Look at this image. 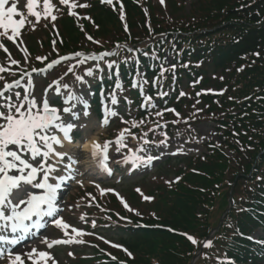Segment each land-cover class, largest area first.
Instances as JSON below:
<instances>
[{"label": "trees", "instance_id": "obj_1", "mask_svg": "<svg viewBox=\"0 0 264 264\" xmlns=\"http://www.w3.org/2000/svg\"><path fill=\"white\" fill-rule=\"evenodd\" d=\"M124 3L129 15L131 2ZM193 3L191 22L187 25L167 22L165 27L187 32L188 37L180 46L195 51L196 57L203 53V58H211L218 69L231 71L226 82L229 83L227 95L219 99V104L224 106L222 110L227 108L222 113L225 118L229 119L234 109V121L229 122L231 126L225 134L232 137L233 130L238 135L243 148L239 152L245 156L238 152L239 159L231 166L215 150L207 160L195 164L201 175L180 172L181 183L162 197L163 208L158 218L161 224L179 233L187 232L196 239L205 237L218 226L210 223L214 200H217H213L211 191L217 183H225L231 174L237 182L236 204L227 213L214 242H219L226 256L241 259L253 250L244 236L251 230L264 228V199L261 198L264 197V153L260 155L264 149V0H193ZM92 8L93 18L101 30L99 34L113 35L112 43L122 42L124 38L115 15L98 5ZM62 26H69L65 30L67 36L74 34L69 30L73 27L70 18L63 17ZM211 29L215 30L209 32ZM244 97L249 98L240 101ZM211 111L216 110L211 107ZM218 120L222 121V115ZM227 170L231 173L227 174ZM226 204L222 200V206ZM128 247L134 253L133 264H189L193 257V249L186 239L163 230L142 231Z\"/></svg>", "mask_w": 264, "mask_h": 264}, {"label": "snow or ice", "instance_id": "obj_2", "mask_svg": "<svg viewBox=\"0 0 264 264\" xmlns=\"http://www.w3.org/2000/svg\"><path fill=\"white\" fill-rule=\"evenodd\" d=\"M161 2L163 3V0ZM19 3L20 0H0V40H7L16 44L17 39L26 27L38 24L41 20L49 21L50 19L51 22H54L57 19V16L53 13L59 11V8L53 3V0H25L24 11L19 10ZM100 3L112 5L113 0H100ZM58 4L66 6L69 9L68 14L71 16H76L74 9L90 7L89 4L79 3L78 0H58ZM83 19L89 18L83 17ZM121 19H123V16H121ZM87 39L92 40L91 37H87ZM0 50L5 53L8 52L7 47L2 42H0ZM75 55L79 57L82 54L77 52ZM108 55H115V53L105 52L100 54L98 58L103 59L104 56ZM91 58L97 59L95 56ZM8 59L11 60L12 64L17 63L12 60L11 56ZM61 59L67 60L69 57H62ZM59 62V60L52 61L48 68H53ZM79 63H84V60ZM112 67V64L108 65V68L111 69ZM8 71L7 67L0 66V73ZM33 71H36V69H33ZM68 71H72V68H69ZM85 75L91 76L92 72L89 70ZM3 79L4 77L0 75V80ZM75 80L83 82L80 76H75ZM54 83L56 86L53 92L55 96L63 97L62 104L65 105L60 109L52 106L47 94L40 101H37L34 97H30L28 89H25L23 95L20 92H13L11 96L6 95L14 87L21 86L19 79L15 80L14 83L4 84L3 90H0V231L11 233L13 237L9 239L6 235L0 234V244L6 243L12 246L0 250V258L7 259L9 264H49V262L50 264H59L50 251L54 246L83 244L85 241L78 238L92 235V233L73 227L62 217H57V213L60 211L57 205V192L60 183H53L52 181H65L74 178L73 175L66 178L61 174L59 166L63 165V168L71 173L77 163V160L69 155V150L66 147L74 143L72 133L76 125L66 122L63 115L68 114L70 119L73 120H78L80 117L73 113V109L79 102V97L73 95L70 91L65 96L61 92V87L67 90L69 86L67 84L61 86L59 81ZM28 84L29 86L32 85L31 78H29ZM133 87H137V85L133 84ZM115 88L121 89L122 85L116 83ZM181 95H184V93H181ZM108 99L113 106L118 103L115 92L110 94ZM126 102L131 103L130 101ZM143 103L146 108L154 109L156 107L152 103L151 97L145 96ZM87 109L88 105L85 104L83 111L85 117L90 114ZM166 111L174 112L175 110L167 109ZM156 115L162 117L164 113L157 112ZM115 116H117V112L106 105L104 118L100 122V126L107 127L110 118ZM122 123L129 125V127L120 130L113 140H106L103 144L92 141L90 144L86 142L83 145L76 146L86 150L95 166L108 175L112 174L108 163L110 146H115L116 153H122V150L127 149L130 155H124L123 160L119 162L131 164L134 169L140 166H150L154 160L160 158L152 155L146 157L138 155V153L150 151V148H146L145 145L155 144L156 147H167V136L163 132H161V135L164 136V139H161L158 144L147 138L148 132H144L140 137L132 133L131 129L140 127L145 123L144 120L138 122L122 120ZM157 127L163 128L164 126L157 124ZM149 131L154 132L155 128H150ZM129 138L141 142L133 149L128 147L127 139ZM66 156L68 162L64 163ZM33 190L39 191L37 193ZM136 191L140 192V189H136ZM141 195L143 196V193ZM143 199L151 200L152 198L143 196ZM121 203L129 212L134 211L123 199H121ZM46 217H56L53 226L60 230L67 239L49 240L47 237H43L41 243L49 251H41L33 247L30 251L22 254H13L12 248L27 239L28 235H35L33 230H39L46 226L41 223ZM79 219L83 221L85 217L81 216ZM92 227H96L95 222L92 223ZM168 230L173 231L172 229ZM186 238L193 245L197 244L192 236L187 235ZM104 243L108 244L109 241L104 240ZM202 246L203 248H209L211 243L205 242ZM111 247L118 248L120 246L112 244ZM123 251L131 257V253L127 249H123ZM68 255L71 257L73 253L69 252ZM112 259L115 260L116 258L113 257Z\"/></svg>", "mask_w": 264, "mask_h": 264}, {"label": "rangeland", "instance_id": "obj_3", "mask_svg": "<svg viewBox=\"0 0 264 264\" xmlns=\"http://www.w3.org/2000/svg\"><path fill=\"white\" fill-rule=\"evenodd\" d=\"M176 1H178L181 4V8L179 9V12H177V4ZM24 2L25 0H20V3L18 5L19 10L23 11L25 10L24 8ZM10 6V5H9ZM191 2L190 0H163V3L161 0H157V7L154 10V14H157V17L161 20V18H167V19H173L174 17L177 18L180 21H183L185 17H187V13L191 9ZM177 10V11H176ZM18 19V17H17ZM33 19V18H30ZM191 19V17L189 18ZM64 31V30H63ZM65 32V31H64ZM48 33L47 29H40L36 28L35 32H32L29 28V35L33 34L31 36V39L28 40L29 44H31V50L30 48L27 49V44L24 43V39L22 38L21 35V40L16 44L14 47H9L8 52L4 53L3 50H0V66L7 67L8 69H13L11 70V75L14 72H19L20 70H24L26 68H39L38 64L43 65L42 63H46L47 61L49 62L50 60H53V55L57 54L60 55L61 50L58 46V43L56 39H54L52 45L50 44L48 37H46V34ZM97 37L102 39L104 43L110 45L114 39L113 35H109L108 37H102L101 34L96 33ZM137 36V34H135ZM23 41V43H21ZM46 43V44H44ZM89 47V46H88ZM30 51V52H29ZM115 55H110L111 58L115 57L118 55L115 51L113 52ZM11 56L12 60H15L17 63L12 64L11 60L8 59V57ZM42 59H38V58ZM52 57V58H51ZM165 64L168 65L169 60L167 57H164ZM37 61V62H36ZM114 67H117L118 64H127V60L122 58V55L120 54V57L109 61L108 64H112ZM202 69L206 72V79L207 82H205L202 87L206 89V91L210 92L214 88V84L218 83L220 80L219 72L214 70L211 65H204L202 66ZM105 70H108V65L102 64V68L99 67V72H103ZM58 72V71H56ZM59 73V72H58ZM99 73V74H100ZM4 77L3 80H0V88L3 87L4 84L9 83L12 79L10 76L0 74ZM101 75V74H100ZM69 76H65L67 78ZM64 78V80H65ZM209 81V82H208ZM69 82H64V84H68ZM70 84V83H69ZM41 82L39 80H34L33 82V94L32 97H34L37 101H40L37 99L39 91L41 90L40 88ZM189 84L185 82L184 80L181 81V86L179 91L180 92H188L189 89H187ZM13 92H19L17 90L8 92V96H11ZM141 95H143V98L147 96L146 90L141 91ZM170 95V90L166 91V103L167 105L173 103L178 99V95L173 99L169 98ZM79 98H87V95L85 93L77 94ZM107 98V96H106ZM185 100V106H183L181 109H178L175 112H166L163 107L161 106V102L158 100L152 101L156 105L154 109L150 108V110L155 111L153 112L154 115L150 116L148 120L150 121L151 126L156 128L157 126L154 123H159L160 125H163V129H159L153 132L151 131L150 134H148V139H164V136L161 135V132H163L167 136V147L161 146V147H156V146H148L145 145L146 148H150V151L148 152H141L138 153V155L141 156H147V155H152V156H159L158 162L152 164L150 166H142L143 169L137 168V169H127V176L133 179L136 177V174L145 173L147 177L143 180H145V185H142L140 183L141 187L145 189L144 191L146 194H143L146 196L147 191H153V194L156 195V200H157V192H160V187H168L171 182L174 174L177 172L174 171V168L179 169L181 165L180 163H169V164H164L162 161H164L165 158L174 157V158H180V157H191L192 155L194 156H202L204 152L206 151V146L209 145L212 141H218V127L217 125L210 123L207 114H205V110L202 106L201 103L199 105L195 104L192 100V98H184ZM52 106H55L56 103L54 101H50ZM59 106H65L61 102H59ZM109 107V106H108ZM115 107L113 105L110 106V108ZM162 108L159 110V108ZM75 109V108H74ZM73 109V110H74ZM76 110V109H75ZM114 111L116 108L113 109ZM157 112H163L164 115L162 117H159L156 115ZM76 115L79 113V111H73ZM178 114V115H177ZM103 115V114H102ZM101 115V116H102ZM189 119V125L187 124V127L184 126L185 121L184 119ZM66 122H73L75 121L76 128L73 132V135H75L79 140L78 141H85V140H90L91 137L95 136L96 141L99 143L103 144L104 141L106 140H113L117 133L120 131H116V129L110 124L112 121V117L110 118V123L107 127H101L100 122L103 120H99L97 117V114H93L90 111L89 116L85 117L83 114L80 115V118L78 120H73L70 119V116L68 115L67 117L64 118ZM192 120V124H191ZM77 121V122H76ZM167 121H170V128L171 131L166 132L165 128ZM179 124V125H178ZM178 125V126H177ZM136 135V134H135ZM141 135H137V137H140ZM141 141L139 140H131L130 138L127 139V144L128 147H131L135 149L138 144ZM204 147H202V145ZM79 144V143H78ZM115 146H110L109 154L111 153L114 158H118L119 156H123L124 154L129 155L127 149L122 150V153H116L115 152ZM80 153V152H76ZM173 153H176L175 155ZM158 160V159H157ZM89 162V157L87 154H83L80 156V159L78 161V164H81L82 166L74 167L77 169L76 173L73 174L75 177L71 182H70V187L72 188V191L70 194H64L63 197L61 198V203L59 205L60 213L57 215V217H62L67 223L72 225L73 227L83 230L84 232L92 233V235H87L82 238L78 239H83L85 237H88V239H91L93 242H96L98 245L103 246L108 253V249L112 244H116L119 246V236L120 234L115 233L113 230L110 229V224L115 225V221L110 222V224L105 225V226H98L99 224L97 223V219L95 218V212L96 207L98 206L97 204L90 206V202H93L94 197H97L101 203L105 202V197H103L106 194H111L114 196L117 192V187L122 189L123 191L129 190L131 187L129 186L131 182L132 185L135 187L136 184V179L131 180L127 179V177L123 178L121 171L122 169L119 168L118 165L116 164H111L113 165L112 168V175L109 177L111 180H100L94 177L93 175H90L88 173H85V169L87 164ZM120 163V162H119ZM123 164V163H122ZM110 165V166H111ZM125 165V164H124ZM61 167V165L59 166ZM124 167V166H123ZM117 172V174H115ZM147 173V174H146ZM228 179V178H227ZM130 180V181H128ZM138 182V181H137ZM135 183V184H134ZM83 185V186H81ZM220 187V185H219ZM227 184L223 183L221 185V190L220 194H225ZM137 192L136 190H133L132 193L129 196H132L134 198H139L141 202H144L143 196L141 195L142 193ZM219 195H216L217 200L215 201V209L213 212H211L212 216H210V223L211 225L216 224L217 221L220 220V209H223L222 207V197H219ZM123 201L125 203H129L128 199H125V196L120 193L119 194V200ZM161 198L158 197V200ZM119 202V201H118ZM136 202L132 203L131 202V207L132 209L137 210L139 207L140 210L134 212V214H137L138 217H142L138 215L139 213L143 214V219L146 221H149L146 219V217H149L150 214L153 213H159L163 205L161 204L160 201L154 203H150L148 207L144 206H135ZM119 207L124 208V205L119 202ZM220 209H219V208ZM222 207V208H221ZM99 213V212H98ZM100 214V213H99ZM118 217L122 218L123 220H126L123 218V214L117 210L115 213ZM102 215V214H101ZM81 216H84L85 219L81 221L79 218ZM101 217V216H100ZM102 217H105L102 215ZM101 219H104L102 218ZM108 217V216H107ZM152 218V217H151ZM109 219V218H107ZM54 221V220H53ZM101 221V220H100ZM95 222L96 227H92V223ZM154 222V221H152ZM104 225V224H103ZM126 235V234H125ZM47 237L49 240H54V239H67V237H64L62 232L58 229H56L53 226V222L49 224V226L41 232V234L38 236V239L33 240L32 242H29L26 247L22 248L19 252L15 254H22L24 252L30 251L31 248L35 247L41 251H49L42 243H41V238ZM99 237V239H98ZM104 240L109 241L108 244L104 243ZM73 245V244H72ZM71 245V246H72ZM67 246L68 248H63L60 246H55L57 247V251L54 250L53 248L50 250L51 254L56 258V260L59 262V264H92L95 262V259L98 257L96 250H94V247H92L90 244L83 243V244H77L76 246ZM112 248V250H115L117 248ZM119 248V247H118ZM108 251V252H107ZM72 252L73 256H69L68 253ZM113 256L119 257L122 256V253L117 249L112 252ZM0 264H9V261L7 259L0 258ZM50 264V262H49Z\"/></svg>", "mask_w": 264, "mask_h": 264}, {"label": "bare ground", "instance_id": "obj_4", "mask_svg": "<svg viewBox=\"0 0 264 264\" xmlns=\"http://www.w3.org/2000/svg\"><path fill=\"white\" fill-rule=\"evenodd\" d=\"M92 141H96V138H92V140H90V143L92 142ZM89 143V144H90ZM77 145V144H76ZM75 145V146H76ZM67 148H68V150H69V155H71L72 157L75 155V153H74V149H73V147H74V144L73 145H68V146H66ZM84 150V149H83ZM85 152H87L86 150H84ZM88 153V152H87ZM92 163L95 165V163H94V161L92 160ZM95 169H98L96 166H95ZM99 170V169H98Z\"/></svg>", "mask_w": 264, "mask_h": 264}]
</instances>
